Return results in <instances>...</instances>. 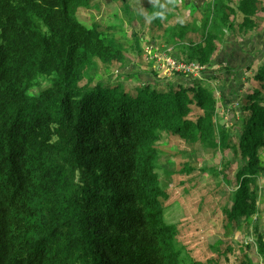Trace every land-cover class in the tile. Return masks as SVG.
Here are the masks:
<instances>
[{
	"label": "trees",
	"instance_id": "1",
	"mask_svg": "<svg viewBox=\"0 0 264 264\" xmlns=\"http://www.w3.org/2000/svg\"><path fill=\"white\" fill-rule=\"evenodd\" d=\"M259 3L210 0L193 25L168 24L171 56L209 66L228 30L255 28ZM83 7L90 0H0V264H219L230 262L228 253L237 264H264V234L252 227L264 175V63L252 74L259 87L242 88L245 116L216 125L212 86L187 74L175 85L146 80L134 90L89 75L97 62L122 64L124 53L110 31L78 19ZM164 9L157 0L158 27ZM189 31L197 40L182 41ZM43 79L48 84L30 94ZM164 132L232 151L236 184L222 208L224 227L230 234L242 222L253 240L216 242L207 260L183 254L163 217L168 195L155 141Z\"/></svg>",
	"mask_w": 264,
	"mask_h": 264
},
{
	"label": "rangeland",
	"instance_id": "2",
	"mask_svg": "<svg viewBox=\"0 0 264 264\" xmlns=\"http://www.w3.org/2000/svg\"><path fill=\"white\" fill-rule=\"evenodd\" d=\"M160 1L169 13L167 20L161 21L163 27H158L151 21L155 15L153 6L157 0H90V7H83L77 11V17L82 23L90 25L97 22L101 29L111 32L108 34L111 41L115 39L123 47L122 64L97 62L88 69L89 75L112 83L122 82L128 90H134L136 84L146 80L156 83V88L160 86L161 81L173 85L179 83L182 73L167 69L165 60L174 53L175 43L171 41L166 43V37L163 35L166 33L165 28L168 24L176 22L193 25L195 18L201 17L200 11H203V7L210 0ZM231 2L235 6L238 0ZM194 4L197 8H192ZM126 6L130 12L126 11ZM259 6L253 30L246 33H241L237 29L228 30L209 66L198 70L196 76L194 74L196 69H187L190 72L187 74L190 80L206 82L212 86L217 103V109L214 111L216 125L227 121L228 125L233 126L235 120L245 116L238 109L241 102L240 94L251 91L252 87H259L252 79V74L264 63V0H260ZM240 20L241 16L238 15L236 21ZM189 38L197 40L198 36L189 31L182 41ZM177 60L187 65L182 57ZM248 65L251 69L245 73L243 68ZM226 69L231 73L224 72ZM242 73L244 76L241 77ZM214 75L216 77H213ZM217 75L221 79L217 78ZM223 76L226 78H222ZM245 76L249 77L246 82L243 78ZM83 82L85 79L81 83ZM47 84V79H43L40 86H34L29 93L37 94L40 87ZM230 86H233L236 92L230 89ZM232 97H235L234 103ZM192 108L189 118L195 120L199 112L195 106ZM155 147L158 152L157 172L168 195L164 201L163 217L166 222L175 226V240L182 248L183 254L187 252L192 259L207 260L215 256L209 246L216 242L234 239L238 244L244 245L253 240L254 230L244 227L245 224L242 222L239 230L233 232L230 228V234L224 227L226 214L222 208L224 205L230 206L229 194L235 189L236 184L234 177L236 159H233L232 164L228 163V160L233 158L231 150L223 146L212 148L201 143H189L166 132L155 141ZM259 150L264 165V146ZM185 168L190 170H184ZM221 172L224 174L221 175ZM257 184L260 203L259 211L253 216L252 227L264 234V175L259 177ZM233 255L228 253L230 262L223 259L219 264H237Z\"/></svg>",
	"mask_w": 264,
	"mask_h": 264
},
{
	"label": "built area",
	"instance_id": "3",
	"mask_svg": "<svg viewBox=\"0 0 264 264\" xmlns=\"http://www.w3.org/2000/svg\"><path fill=\"white\" fill-rule=\"evenodd\" d=\"M166 65L167 69L170 70L171 72H180L182 74H188L190 73L187 69L193 68L196 69L195 76L197 75V71L203 69V66L199 65L198 63L195 62H189L187 65H185V62L181 60H177L176 58L170 56L166 60Z\"/></svg>",
	"mask_w": 264,
	"mask_h": 264
},
{
	"label": "crops",
	"instance_id": "4",
	"mask_svg": "<svg viewBox=\"0 0 264 264\" xmlns=\"http://www.w3.org/2000/svg\"><path fill=\"white\" fill-rule=\"evenodd\" d=\"M263 199L261 198V201H262ZM260 203V202H259ZM264 212V211H263Z\"/></svg>",
	"mask_w": 264,
	"mask_h": 264
}]
</instances>
